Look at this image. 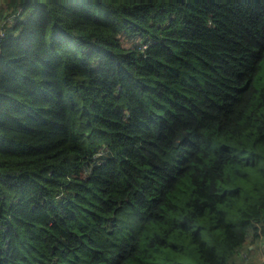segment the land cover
Listing matches in <instances>:
<instances>
[{
  "label": "trees",
  "instance_id": "obj_1",
  "mask_svg": "<svg viewBox=\"0 0 264 264\" xmlns=\"http://www.w3.org/2000/svg\"><path fill=\"white\" fill-rule=\"evenodd\" d=\"M9 6L0 264H252L264 0Z\"/></svg>",
  "mask_w": 264,
  "mask_h": 264
},
{
  "label": "crops",
  "instance_id": "obj_2",
  "mask_svg": "<svg viewBox=\"0 0 264 264\" xmlns=\"http://www.w3.org/2000/svg\"><path fill=\"white\" fill-rule=\"evenodd\" d=\"M11 0H0V28L4 26L7 22H12L15 20L16 16L18 15L19 11H13V8L9 6ZM264 246V245H262ZM260 246V247H262ZM256 246H249L248 250L245 252L248 258L252 259V255H255V252L258 248ZM264 251V249H263ZM252 264L253 261L251 260Z\"/></svg>",
  "mask_w": 264,
  "mask_h": 264
},
{
  "label": "rangeland",
  "instance_id": "obj_3",
  "mask_svg": "<svg viewBox=\"0 0 264 264\" xmlns=\"http://www.w3.org/2000/svg\"><path fill=\"white\" fill-rule=\"evenodd\" d=\"M264 246L258 248L255 252V255H252L253 264H264Z\"/></svg>",
  "mask_w": 264,
  "mask_h": 264
},
{
  "label": "built area",
  "instance_id": "obj_4",
  "mask_svg": "<svg viewBox=\"0 0 264 264\" xmlns=\"http://www.w3.org/2000/svg\"><path fill=\"white\" fill-rule=\"evenodd\" d=\"M4 37V33H3V30L2 28H0V40Z\"/></svg>",
  "mask_w": 264,
  "mask_h": 264
}]
</instances>
